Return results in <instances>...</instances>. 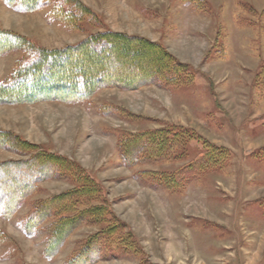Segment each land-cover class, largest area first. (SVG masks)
Masks as SVG:
<instances>
[{"label": "rangeland", "instance_id": "obj_1", "mask_svg": "<svg viewBox=\"0 0 264 264\" xmlns=\"http://www.w3.org/2000/svg\"><path fill=\"white\" fill-rule=\"evenodd\" d=\"M79 1L99 25L85 20L69 32L48 18L50 8L21 13L0 1V29L47 50L103 31L139 36L194 71L190 84L103 88L84 103L0 104V131L76 162L99 187V201L133 235L127 241L132 251L114 244L117 256L89 264H264V81L257 78L264 68V0H202V11L182 0ZM32 57L30 50L0 57V81ZM161 126L184 127L227 149L229 164L176 189L153 185L142 173L172 172L202 150L190 139L171 161L124 165L121 139ZM30 156L0 149V162ZM73 185L44 180L11 218L0 216V264H66L104 226H76L50 257L43 253L42 229L26 233L24 221L35 205Z\"/></svg>", "mask_w": 264, "mask_h": 264}, {"label": "trees", "instance_id": "obj_2", "mask_svg": "<svg viewBox=\"0 0 264 264\" xmlns=\"http://www.w3.org/2000/svg\"><path fill=\"white\" fill-rule=\"evenodd\" d=\"M21 13L50 8L48 18L69 32L79 31L85 20L96 21V15L79 0H0ZM184 5L202 11V0H182ZM33 51L31 61L15 66L0 81V104L18 105L36 99H50L65 104L84 103L103 88L131 90L141 86L158 88L190 84L194 71L160 44L143 37L103 31L86 37L76 45L59 49H42L18 34L0 29V57L12 52ZM134 75L133 79L128 77ZM264 81V68L257 76ZM190 139L202 147L188 164L169 173L144 172L142 176L153 185L176 189L192 181L198 174L223 169L229 164L230 153L194 131L180 126H161L121 139L118 148L124 165L167 162L177 157ZM11 141V144L8 142ZM0 149L31 156L22 161L0 162V216L11 218L44 180H69L71 189L40 201L25 219V231L46 236L44 256L56 254L66 235L81 224L101 223L104 226L86 239L76 255L66 264H89L108 259L117 247L132 251L128 239L133 235L100 199V189L84 170L67 157L51 154L11 133L0 131ZM31 151V152H30ZM177 153V154H176ZM259 156L264 158V147ZM94 206L84 207L97 201ZM51 220L48 228H41ZM131 247V249H130ZM140 264H146L144 260Z\"/></svg>", "mask_w": 264, "mask_h": 264}, {"label": "crops", "instance_id": "obj_3", "mask_svg": "<svg viewBox=\"0 0 264 264\" xmlns=\"http://www.w3.org/2000/svg\"><path fill=\"white\" fill-rule=\"evenodd\" d=\"M178 59V58H177Z\"/></svg>", "mask_w": 264, "mask_h": 264}]
</instances>
